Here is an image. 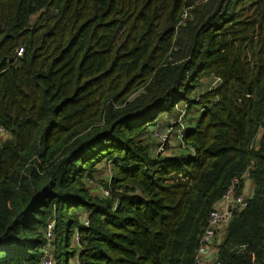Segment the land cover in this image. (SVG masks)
I'll return each mask as SVG.
<instances>
[{
  "label": "trees",
  "instance_id": "trees-1",
  "mask_svg": "<svg viewBox=\"0 0 264 264\" xmlns=\"http://www.w3.org/2000/svg\"><path fill=\"white\" fill-rule=\"evenodd\" d=\"M0 130V264H40L51 221L55 264H194L250 167L213 264H264V0H0Z\"/></svg>",
  "mask_w": 264,
  "mask_h": 264
},
{
  "label": "built area",
  "instance_id": "built-area-1",
  "mask_svg": "<svg viewBox=\"0 0 264 264\" xmlns=\"http://www.w3.org/2000/svg\"><path fill=\"white\" fill-rule=\"evenodd\" d=\"M22 52L23 49L18 52V57H21ZM174 129L175 127H171L168 130V134L162 138L160 152L164 150L165 144H168L169 137ZM3 132V130H0V133ZM182 132L179 136H182ZM250 172L251 167L245 170L240 177L233 180L225 195L211 212L208 226L202 234L200 246L196 252L194 264H213L216 261L217 246L224 240L229 225L234 219L238 218L237 215L246 210L253 199ZM102 192H104V196H110L107 190L103 189ZM82 223L86 227L89 225L87 219H84ZM45 237L46 245L40 264H55L54 248L52 245L54 239V221L49 222L47 225ZM73 241L75 245L79 244L80 235L78 232L75 234ZM69 264H79L78 258L74 257L72 261H69Z\"/></svg>",
  "mask_w": 264,
  "mask_h": 264
},
{
  "label": "rangeland",
  "instance_id": "rangeland-1",
  "mask_svg": "<svg viewBox=\"0 0 264 264\" xmlns=\"http://www.w3.org/2000/svg\"><path fill=\"white\" fill-rule=\"evenodd\" d=\"M214 84L210 83L209 81L204 82V86L207 88L212 87ZM206 89L199 88V90L195 92V94L193 95V98L194 99L198 98L204 91H206ZM185 112H186V108H184V106H179L178 109L171 115H162L161 117H158L157 120L155 121V126L151 130L152 134H151V137L148 139L149 140L148 142L151 145H153L154 142L160 143L162 138L166 136V134H168V130L170 129L169 127H172V126L179 127V129L175 128L171 132V135L168 140V143L171 145L170 146L171 148L177 147L179 145L178 137L181 134V131H183V128L191 124L189 123L190 121H192V123H195V121L201 117V108H199L197 105L193 106V110L190 112L189 116L184 117ZM172 153L175 155L181 154V153H175L174 151ZM96 170H97V173H99V175H97L96 180L88 181L87 187L90 189L93 195L101 196L100 189L103 187H106V185L107 186L109 185V178L107 174V173H110L109 166L106 165L105 163H102L100 166L97 167Z\"/></svg>",
  "mask_w": 264,
  "mask_h": 264
},
{
  "label": "crops",
  "instance_id": "crops-1",
  "mask_svg": "<svg viewBox=\"0 0 264 264\" xmlns=\"http://www.w3.org/2000/svg\"><path fill=\"white\" fill-rule=\"evenodd\" d=\"M260 139H261V135L257 138L258 145H259V143H260V142H259ZM250 185L253 186V182H252V181L250 182Z\"/></svg>",
  "mask_w": 264,
  "mask_h": 264
}]
</instances>
